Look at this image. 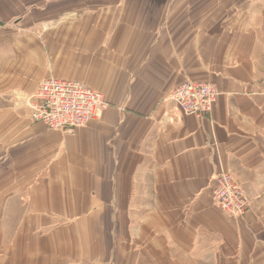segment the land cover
Masks as SVG:
<instances>
[{"label":"crops","instance_id":"1","mask_svg":"<svg viewBox=\"0 0 264 264\" xmlns=\"http://www.w3.org/2000/svg\"><path fill=\"white\" fill-rule=\"evenodd\" d=\"M2 31L0 83L108 106L64 133L0 97V264H264V0H0ZM185 80L215 85L209 116L171 99Z\"/></svg>","mask_w":264,"mask_h":264},{"label":"built area","instance_id":"2","mask_svg":"<svg viewBox=\"0 0 264 264\" xmlns=\"http://www.w3.org/2000/svg\"><path fill=\"white\" fill-rule=\"evenodd\" d=\"M217 94L212 83L185 80L172 91L171 99L184 115L203 118L210 115ZM26 105L33 122H41L51 130L72 133L99 118L108 102L101 91L83 81L48 77L38 83ZM212 181L215 205L229 217H243L248 198L234 176L221 170Z\"/></svg>","mask_w":264,"mask_h":264},{"label":"rangeland","instance_id":"3","mask_svg":"<svg viewBox=\"0 0 264 264\" xmlns=\"http://www.w3.org/2000/svg\"><path fill=\"white\" fill-rule=\"evenodd\" d=\"M17 22L18 21H16L15 24ZM2 33L5 34L6 36H2V35L0 36V44H2V45L3 44H7L8 39H9V37H8L9 34H8V32H5V31H2ZM19 38H23V37H19ZM0 70H2L1 64H0ZM21 87H22V84H21ZM25 91H22L21 88L20 89L19 88L15 89V88H12V87H8V85L5 84V83H0V97L5 98V102L4 103H8L10 101L11 104L13 103L15 106L17 105V107L19 106V107L28 108L27 105H26V101H27V99H29L31 97V95L33 94L34 91L32 93H26ZM18 101H20V102H18ZM257 264H258V262H257Z\"/></svg>","mask_w":264,"mask_h":264}]
</instances>
